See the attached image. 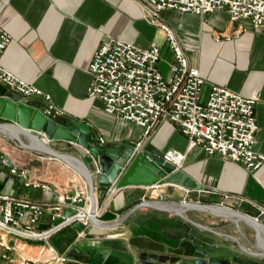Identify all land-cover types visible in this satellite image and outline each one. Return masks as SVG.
Returning a JSON list of instances; mask_svg holds the SVG:
<instances>
[{
    "label": "crops",
    "instance_id": "obj_1",
    "mask_svg": "<svg viewBox=\"0 0 264 264\" xmlns=\"http://www.w3.org/2000/svg\"><path fill=\"white\" fill-rule=\"evenodd\" d=\"M160 22L175 31L191 65L205 80L203 101L213 85L244 97H259L255 149L264 155V36L255 32L249 21L232 22L225 10L206 16L167 10L161 13ZM0 26L12 36L2 65L50 95L54 105L67 113L60 121L88 124L100 148H136L142 143V149L163 157L170 150L181 152L186 158L179 167L204 188L194 191L192 197L184 188L168 183L118 191L99 184L97 176L98 207L105 206L102 221H113L146 200L218 205L220 196L227 193L240 199L231 204L233 209L264 223V165L253 172L219 156H209L201 149L189 150L188 138L170 122L162 123L145 140L141 128L108 115L99 101L89 97L90 64L105 40L115 38L142 49L158 44L162 60L167 56L165 35L160 26L150 22V12L142 0H0ZM162 60L159 70L169 76L173 58L168 65ZM2 96L18 98L0 83ZM30 100L44 106L36 97ZM101 138L105 144L100 143ZM24 142L30 144L26 139ZM52 145L79 158L92 171L98 170L86 150L66 143ZM0 155L8 159L7 166L0 165L1 193L51 205L59 197L88 188L85 180L65 163L25 149L2 133ZM10 167L19 169L22 177L12 175ZM39 169L44 170L40 184L49 185L53 192L25 186L38 183L35 172ZM185 216L200 228L179 217L145 209L115 229L93 228L88 233H78L72 226L64 227L49 242L59 254L69 257L67 264H138L143 253L159 255L160 261L167 264H194L195 260L208 258L228 264H264V234L257 237L253 229L236 219L201 212ZM53 225L48 212L40 229ZM10 244L29 259L52 256L49 250L42 249V243L22 245L12 238ZM4 254L0 249V264H6Z\"/></svg>",
    "mask_w": 264,
    "mask_h": 264
},
{
    "label": "built area",
    "instance_id": "obj_2",
    "mask_svg": "<svg viewBox=\"0 0 264 264\" xmlns=\"http://www.w3.org/2000/svg\"><path fill=\"white\" fill-rule=\"evenodd\" d=\"M142 1L150 12V22L160 26L170 45L173 63L169 76H164L159 70L158 65L162 60L160 45L153 44L142 49L110 38L101 44L90 64L89 97L99 101L108 115L141 128L145 140L162 123L170 122L188 138L189 150L201 149L209 156H219L243 165L250 171L259 170L264 165V155L255 149L259 131L256 119L259 97H244L228 88L213 85L207 100L203 101L205 80L199 69L191 65L175 31L160 22V18L161 13L167 10L198 16L225 10L232 22L249 21L254 31L264 36V0ZM11 42V34L0 26V83L23 102L32 104V97L40 99L44 102L41 109L45 116L56 120L65 119L66 111L56 107L50 95L44 94L2 65V56ZM99 141L105 144L103 138ZM141 145L139 143L136 148H141ZM181 156L186 158L180 152L170 150L165 158L179 166L176 158ZM0 165H8L4 155H0ZM10 169L12 175L22 177L19 169ZM25 186L53 192L49 185L40 183H26ZM193 192L186 190L190 197ZM239 201L224 193L218 205L232 208L231 204ZM90 204L87 187L59 197L58 202L51 205L0 192V249L5 252L6 264H67L68 259L49 242L57 226L41 230V221L48 212L52 214V221H55L62 217L65 208H72L79 211L77 217L80 221L88 225L86 212ZM12 238L22 245L42 243V249L49 250L52 256L45 260L23 257L18 247L10 244Z\"/></svg>",
    "mask_w": 264,
    "mask_h": 264
},
{
    "label": "water",
    "instance_id": "obj_3",
    "mask_svg": "<svg viewBox=\"0 0 264 264\" xmlns=\"http://www.w3.org/2000/svg\"><path fill=\"white\" fill-rule=\"evenodd\" d=\"M0 133L10 136L25 149L65 163L85 180L91 199L89 211L86 212L88 225H85L77 217L78 210L65 208L62 217L54 221V226H57L55 232L67 226H72L78 233H88L93 228L115 229L122 226L137 212L148 209L179 217L186 223L199 228L200 225L185 215L188 212L209 213L217 218L239 220L253 229L259 238L264 234V223L251 215L221 205L192 201L146 200L113 221H102L100 217L105 206L98 207L97 176L99 184L112 186L114 190L118 191L134 187H156L164 183L193 191H204V188L177 164L153 151L135 147L100 148L97 145L96 133L91 130L88 124H73L49 118L44 115L41 106L23 102L19 97L15 99L11 96L0 97ZM24 139L30 144H26ZM56 143L75 145L86 150L98 166V170L92 171L79 158L58 151L52 145ZM66 258L69 259L68 256ZM228 263V261L216 258L198 259L194 262V264ZM138 264L167 263L161 262L159 255L143 253Z\"/></svg>",
    "mask_w": 264,
    "mask_h": 264
},
{
    "label": "rangeland",
    "instance_id": "obj_4",
    "mask_svg": "<svg viewBox=\"0 0 264 264\" xmlns=\"http://www.w3.org/2000/svg\"><path fill=\"white\" fill-rule=\"evenodd\" d=\"M165 51H167V56L165 57V58H163V62L162 63H164L165 65H168L169 64V62L172 60V56H173V54H172V51H171V49H170V45L168 44V46L166 47V50ZM163 56H164V53H163ZM169 152V151H168ZM181 153V152H180ZM182 155H184L183 153H181ZM165 157V156H164ZM44 170H36V172H35V174L37 175V182L38 183H42V181H43V179L44 178H42V177H44V172H43Z\"/></svg>",
    "mask_w": 264,
    "mask_h": 264
},
{
    "label": "bare ground",
    "instance_id": "obj_5",
    "mask_svg": "<svg viewBox=\"0 0 264 264\" xmlns=\"http://www.w3.org/2000/svg\"><path fill=\"white\" fill-rule=\"evenodd\" d=\"M184 156L181 157H177L176 160L178 161L179 164H181L182 160H183Z\"/></svg>",
    "mask_w": 264,
    "mask_h": 264
}]
</instances>
